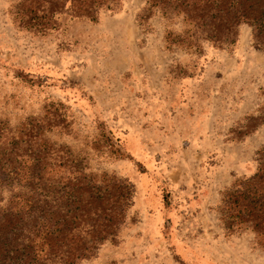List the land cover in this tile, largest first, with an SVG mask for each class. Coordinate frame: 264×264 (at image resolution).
I'll return each mask as SVG.
<instances>
[{
  "label": "rangeland",
  "instance_id": "374dc122",
  "mask_svg": "<svg viewBox=\"0 0 264 264\" xmlns=\"http://www.w3.org/2000/svg\"><path fill=\"white\" fill-rule=\"evenodd\" d=\"M19 3L0 0V122L43 124L42 139L88 174L134 185L117 236L79 264H264L263 242L228 231L218 211L264 146V50L251 27L194 52L168 46L180 19L140 21L145 0L93 22L63 17L46 35L20 26Z\"/></svg>",
  "mask_w": 264,
  "mask_h": 264
},
{
  "label": "trees",
  "instance_id": "16d2710c",
  "mask_svg": "<svg viewBox=\"0 0 264 264\" xmlns=\"http://www.w3.org/2000/svg\"><path fill=\"white\" fill-rule=\"evenodd\" d=\"M122 0H20L21 27L46 35L60 20L96 21ZM158 13L181 20L169 47L199 52L204 42L234 45L242 25L264 50V0H145L140 21ZM264 125V109L257 117ZM12 132L0 122V264H79L117 236L133 205L134 185L115 175L88 174L70 151L42 139L44 125ZM256 172L227 189L218 211L228 231H251L264 244V146ZM10 195L2 201V192Z\"/></svg>",
  "mask_w": 264,
  "mask_h": 264
}]
</instances>
